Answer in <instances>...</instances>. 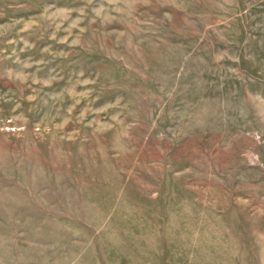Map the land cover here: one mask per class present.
<instances>
[{
    "label": "rangeland",
    "instance_id": "rangeland-1",
    "mask_svg": "<svg viewBox=\"0 0 264 264\" xmlns=\"http://www.w3.org/2000/svg\"><path fill=\"white\" fill-rule=\"evenodd\" d=\"M0 264H264V0H0Z\"/></svg>",
    "mask_w": 264,
    "mask_h": 264
}]
</instances>
